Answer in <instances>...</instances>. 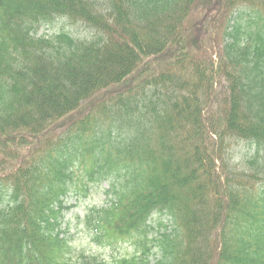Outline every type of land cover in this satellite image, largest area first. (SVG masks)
<instances>
[{
    "label": "trees",
    "instance_id": "obj_1",
    "mask_svg": "<svg viewBox=\"0 0 264 264\" xmlns=\"http://www.w3.org/2000/svg\"><path fill=\"white\" fill-rule=\"evenodd\" d=\"M199 2L0 0V264H264V5L229 18L214 67ZM60 16L91 37L34 35ZM103 182L107 204L64 222ZM72 218L133 251L77 248Z\"/></svg>",
    "mask_w": 264,
    "mask_h": 264
},
{
    "label": "rangeland",
    "instance_id": "obj_2",
    "mask_svg": "<svg viewBox=\"0 0 264 264\" xmlns=\"http://www.w3.org/2000/svg\"><path fill=\"white\" fill-rule=\"evenodd\" d=\"M248 1H250L253 5H256L258 7L264 5V0H248ZM197 11L198 10L196 11L193 10L191 12V17L189 16V21L192 23H197L194 21L195 20L198 21L200 19V21L197 24H199L200 27H201V23L204 24L201 27L202 30L206 28V32H205L206 36L202 37L203 39H200L199 42H197L199 44V50H198L199 56L201 57V60H203L202 54L206 50L205 61L210 60L211 58L217 60V56H215L214 50H216L217 47L219 46V40H218L219 35L222 33L221 29L223 28V24L226 22L225 17L228 16L226 7L225 6L221 7V12L215 16V19L213 21L212 19H210L212 17V16L210 17V15H208L206 19H202L203 14ZM52 24H53L52 25L53 30L57 28L64 30H71L73 33H75L80 37H85L89 33L88 30L85 29L82 25L80 24L71 25L66 19H57ZM195 27L199 28L198 25H196ZM43 30H46V28L40 27V31L38 32V35L43 34ZM214 41H215V48L213 43ZM228 144H230V146L227 151L231 150L233 153L232 155L236 157L241 155L240 154L241 152L243 153L245 151L247 145L241 140H232ZM237 161L238 159L235 160V162ZM232 162H234V159H230V163ZM240 162L241 164H243L242 161ZM217 163L218 162L216 161L215 164ZM95 189L92 190V194L89 195V197L86 200L78 201L77 205L73 209H71L69 212H66L65 218H68L72 214L83 213L85 206L89 203L98 204L102 199V195L99 190H95ZM74 202H75V197L69 196L68 203L73 204ZM73 224H74L73 222L69 223L70 230L68 232V237L74 243V246H76L79 249H84L86 252H93L104 257L110 256L112 252L114 256H120L123 254L126 255L127 253H131L133 251V247L130 244L129 245L120 244V246H118L112 252L110 251V249L94 247L93 243L90 242L89 238L85 236V233L83 231H79L78 229H76Z\"/></svg>",
    "mask_w": 264,
    "mask_h": 264
}]
</instances>
